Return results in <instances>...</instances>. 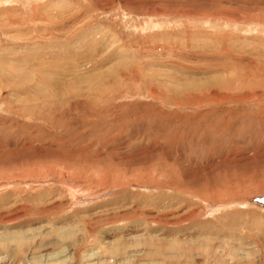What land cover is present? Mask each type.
<instances>
[{
  "label": "rangeland",
  "instance_id": "1",
  "mask_svg": "<svg viewBox=\"0 0 264 264\" xmlns=\"http://www.w3.org/2000/svg\"><path fill=\"white\" fill-rule=\"evenodd\" d=\"M263 195L264 0H0V264H264Z\"/></svg>",
  "mask_w": 264,
  "mask_h": 264
},
{
  "label": "bare ground",
  "instance_id": "2",
  "mask_svg": "<svg viewBox=\"0 0 264 264\" xmlns=\"http://www.w3.org/2000/svg\"><path fill=\"white\" fill-rule=\"evenodd\" d=\"M75 192V191H74ZM71 194H73V193H71ZM261 197H264V195L263 196H258V198H261ZM254 198H257V197H254ZM254 198H251V199H249V201H247L249 204H251V205H254V206H257V207H260V208H262V209H264V207H262V206H259V205H256V204H253L252 203V200L254 199ZM102 222V221H101ZM24 233H21V235H23ZM25 236V235H24ZM67 237V236H66ZM69 237V236H68ZM18 238L20 239V240H24V237H21V236H18ZM63 238V237H62ZM14 240V239H13ZM63 240V239H62ZM67 240H68V238H67ZM25 241V240H24ZM14 242H15V240H14ZM21 242V241H20ZM27 242V241H26ZM28 243H29V241H28ZM16 244H18V243H16ZM21 244H24V243H21ZM20 245V244H19ZM61 245V244H60ZM154 252V251H153ZM158 252L156 251V254H157Z\"/></svg>",
  "mask_w": 264,
  "mask_h": 264
},
{
  "label": "water",
  "instance_id": "3",
  "mask_svg": "<svg viewBox=\"0 0 264 264\" xmlns=\"http://www.w3.org/2000/svg\"><path fill=\"white\" fill-rule=\"evenodd\" d=\"M252 203L264 207V197H261V198H258V197H257V198H254V199L252 200Z\"/></svg>",
  "mask_w": 264,
  "mask_h": 264
}]
</instances>
